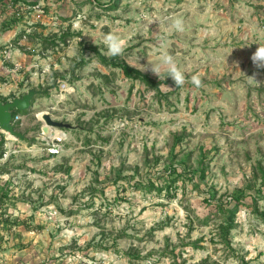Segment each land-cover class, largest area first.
Here are the masks:
<instances>
[{
    "label": "rangeland",
    "instance_id": "1",
    "mask_svg": "<svg viewBox=\"0 0 264 264\" xmlns=\"http://www.w3.org/2000/svg\"><path fill=\"white\" fill-rule=\"evenodd\" d=\"M258 43L264 0H0V101L39 91L22 137L0 132V264H264ZM163 53L183 87L144 71ZM46 113L70 127L43 133ZM241 192L227 247L216 204Z\"/></svg>",
    "mask_w": 264,
    "mask_h": 264
},
{
    "label": "trees",
    "instance_id": "2",
    "mask_svg": "<svg viewBox=\"0 0 264 264\" xmlns=\"http://www.w3.org/2000/svg\"><path fill=\"white\" fill-rule=\"evenodd\" d=\"M111 7H115L114 4L110 5ZM100 57V61L107 66H112L115 68H120L123 72V74L125 75L126 78L131 79V80H138L140 82H142L144 85H146L147 87H151L152 89L156 90L157 92H160V86L163 83H167L166 81H154L153 79H151L148 75L143 74L140 70L135 69L133 67H131L126 61L124 60H117L116 57L111 58L110 60L106 59L104 56H99ZM28 113V111L26 112H20V111H16L13 114V117H15L16 115H26ZM5 138L2 135L0 138V158H2L3 154H4V145H5ZM172 173L176 174L177 170L173 169ZM201 175L203 177H205V169L202 168L200 171ZM180 176V175H179ZM173 182H175L176 180H172ZM151 188L155 189L154 184L151 185ZM159 191H161L163 189L162 188H157ZM260 193H263L262 190H260ZM244 193L241 192L239 193L237 196L233 197L234 201L233 202H227L226 204H222V203H218L216 204V208L218 209V212L221 213V215L223 216V223L220 226L219 229V236L221 238V241L227 246L230 247V234L231 232L236 228V213L238 210L239 205L243 202L244 197ZM5 197H8V193H4V192H0V200L3 201V199H5ZM264 197V196H263ZM212 200L211 202L215 201L214 198L215 196H212ZM264 199V198H263ZM216 203V202H214ZM254 205L255 208L257 207V202L254 201ZM208 223V221L206 222Z\"/></svg>",
    "mask_w": 264,
    "mask_h": 264
},
{
    "label": "clouds",
    "instance_id": "3",
    "mask_svg": "<svg viewBox=\"0 0 264 264\" xmlns=\"http://www.w3.org/2000/svg\"><path fill=\"white\" fill-rule=\"evenodd\" d=\"M173 26L177 30H181V31L183 30L182 22L179 20H176ZM103 42L110 55L115 56V55L122 54L123 41L119 35L114 34V33L105 34ZM251 59L257 69H264V44H259V47L253 53ZM149 69L155 75H157L159 79H162V76H161L162 73H166L167 74L166 79L168 77H171L175 85L178 88L183 87L185 83L184 73L180 70L178 65L175 63L174 58L167 53L161 54L160 57L158 58V62L155 64L152 63L151 58H148V65L144 67V71L149 70ZM250 78L254 79V77H250ZM191 83L198 88L202 86V81L199 77V74L193 75L191 77Z\"/></svg>",
    "mask_w": 264,
    "mask_h": 264
},
{
    "label": "water",
    "instance_id": "4",
    "mask_svg": "<svg viewBox=\"0 0 264 264\" xmlns=\"http://www.w3.org/2000/svg\"><path fill=\"white\" fill-rule=\"evenodd\" d=\"M39 95V91L31 90L27 94H25L22 98H15L10 101H0V130L5 133H9L12 136L22 137V134L16 131L15 125L13 122V114L16 111L26 112L30 111L33 106V101L35 97ZM43 120L45 125L42 127L43 133H48V127L53 128H69L68 124H65L61 121L54 120L49 113L43 115ZM129 122L132 119H127Z\"/></svg>",
    "mask_w": 264,
    "mask_h": 264
},
{
    "label": "built area",
    "instance_id": "5",
    "mask_svg": "<svg viewBox=\"0 0 264 264\" xmlns=\"http://www.w3.org/2000/svg\"><path fill=\"white\" fill-rule=\"evenodd\" d=\"M22 118L21 115H16L14 118H13V122L12 124L15 125L18 121H20V119ZM0 132L2 133V131L0 130ZM58 149L57 148H51L50 149V153L51 154H57L58 153Z\"/></svg>",
    "mask_w": 264,
    "mask_h": 264
},
{
    "label": "bare ground",
    "instance_id": "6",
    "mask_svg": "<svg viewBox=\"0 0 264 264\" xmlns=\"http://www.w3.org/2000/svg\"><path fill=\"white\" fill-rule=\"evenodd\" d=\"M55 141H57V140H55Z\"/></svg>",
    "mask_w": 264,
    "mask_h": 264
}]
</instances>
